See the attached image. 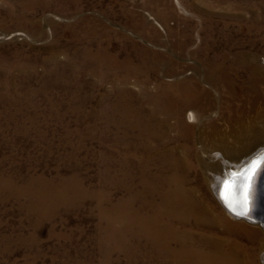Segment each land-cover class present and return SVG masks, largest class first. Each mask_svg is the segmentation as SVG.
Wrapping results in <instances>:
<instances>
[{"label":"rangeland","instance_id":"rangeland-1","mask_svg":"<svg viewBox=\"0 0 264 264\" xmlns=\"http://www.w3.org/2000/svg\"><path fill=\"white\" fill-rule=\"evenodd\" d=\"M261 146L264 0H0V264H169L125 237L128 193L178 175L216 214L209 157Z\"/></svg>","mask_w":264,"mask_h":264},{"label":"bare ground","instance_id":"bare-ground-1","mask_svg":"<svg viewBox=\"0 0 264 264\" xmlns=\"http://www.w3.org/2000/svg\"><path fill=\"white\" fill-rule=\"evenodd\" d=\"M196 99V94L185 91L182 94L181 103L190 105ZM172 111H175L177 116L176 126L179 127L177 129L179 132L183 131L180 108L175 107ZM193 117L190 113L189 118ZM163 152L173 168L179 166L180 159L182 163L186 162L185 158L188 156L184 155L185 152L173 147ZM216 156L218 155L214 154L209 158L212 161L218 160L225 169L212 175L210 180L222 211L214 214L209 208L201 206L200 199V204L192 200L191 195L188 194L190 186L187 189L181 177H177L178 175H170L162 181L153 178L152 182H147L148 185L142 186L141 190L129 192L127 198L123 200L124 211L121 213V220L125 237L132 236L138 241L144 239L154 249L164 252L169 264H249L245 245L235 240V235L239 234L248 238L249 234L259 235L258 229H260L264 236V146L255 148L238 163H228L224 158L216 159ZM196 161L201 164L200 157L197 156ZM148 196L151 197L150 200ZM140 198L144 199L141 200L140 205H137L136 200ZM238 212H247V215H237ZM224 214L235 221H229ZM212 227H222L223 232L212 231ZM260 256L264 264V244Z\"/></svg>","mask_w":264,"mask_h":264},{"label":"snow or ice","instance_id":"snow-or-ice-1","mask_svg":"<svg viewBox=\"0 0 264 264\" xmlns=\"http://www.w3.org/2000/svg\"><path fill=\"white\" fill-rule=\"evenodd\" d=\"M237 215H247V212H242V213H240V212H238V213H236Z\"/></svg>","mask_w":264,"mask_h":264}]
</instances>
